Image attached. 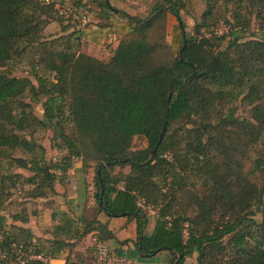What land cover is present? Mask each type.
Returning <instances> with one entry per match:
<instances>
[{
    "label": "trees",
    "instance_id": "trees-1",
    "mask_svg": "<svg viewBox=\"0 0 264 264\" xmlns=\"http://www.w3.org/2000/svg\"><path fill=\"white\" fill-rule=\"evenodd\" d=\"M232 1L246 15L224 20L226 35L205 23L213 5L190 35L180 18L184 0H154L143 18L119 11L125 33L109 58L98 60L80 52L89 23L77 29L78 21L42 0H0V69L23 60L30 69L28 77L0 72V210L12 189L23 191V200H43L55 222L48 238H35L43 253L54 259L66 252L63 264H83L70 259L71 248L93 232L90 258L100 245L123 255L129 242L134 259L165 252L167 264L192 257L194 264H264V35L240 36L250 15L263 29L264 0L222 3ZM82 6L100 21L95 27L117 28L108 0ZM167 15L179 31L174 53L163 40ZM55 20L57 34L45 39L44 28ZM237 97L249 107L248 119L230 107ZM37 104L41 118L33 113ZM40 130L51 134L54 163L34 139ZM135 136L145 148L130 149ZM76 160L82 173L92 170L93 205L89 218L74 221L53 208L52 198L53 185L63 183ZM141 200L155 209L152 223L136 206ZM27 214L7 215V227L0 215L1 249L33 238L14 225L26 223ZM118 218L121 228L133 225L131 241L118 242L107 229Z\"/></svg>",
    "mask_w": 264,
    "mask_h": 264
},
{
    "label": "rangeland",
    "instance_id": "rangeland-1",
    "mask_svg": "<svg viewBox=\"0 0 264 264\" xmlns=\"http://www.w3.org/2000/svg\"><path fill=\"white\" fill-rule=\"evenodd\" d=\"M121 5V11L124 10V13L127 15H134L140 18H143L146 16V13L148 12V9L150 5L153 3L154 0H135L131 2H127L126 0H119ZM184 9L182 12H180V18L184 23V32L188 35L192 34L193 27L195 25H198L201 23L202 15L208 11L209 6L213 5V8L210 10V20L205 22L206 24L210 25L214 23L210 31L214 29L223 30V27L228 25L225 24L223 21H228V23H231V21H234L232 19V15L239 13L240 17H243L246 15L245 11H243L241 6H238L233 3H227L223 4V0H184ZM110 3L114 7H118V4L114 2V0H111ZM80 15V14H79ZM81 17V16H80ZM87 17V18H86ZM122 20V19H121ZM249 26L248 30L241 33L240 36L242 39H248L251 34H256L259 37L264 35V27L262 30H257L259 28L258 22L256 19H254L253 15L249 16ZM58 24L61 22L57 19ZM123 21V20H122ZM76 22V21H73ZM67 22H62V24H65ZM84 23H89V27L84 29L85 31H89L94 26V20L93 16L88 14L85 16V21L83 23H80V25H77V29H81L82 25H85ZM61 26V24H60ZM177 23L175 20L171 18H167L164 24V31H163V40L167 46H169L170 53H174L177 50L178 44H179V31L177 30ZM58 31V26H56V20L54 23H50L47 25L43 32L42 36L45 39H49V37L55 36ZM81 32H83L81 30ZM207 32H203V35H206ZM114 34L108 33V39L112 40ZM254 38V37H253ZM226 40L223 41V43L220 46V49H222L226 43ZM105 42V41H104ZM99 48L96 47V51L102 48V45H97ZM81 51V49H80ZM29 67L26 64V60H23L19 63H9L5 67H2L0 69V72L6 75L15 76V77H28L29 76ZM33 84V79H30ZM239 98L237 97L235 100L230 101L229 105L230 107H234L235 109V115L239 118L248 119V109L249 107H242L240 106ZM33 113L36 117L41 118L42 111L40 108V105H34L33 106ZM51 134L49 131L40 130L37 131V133L34 135V139L38 141L45 151V159L49 162H56V159L58 157V154L56 153V147L52 146L50 142ZM262 141H264V134L262 135ZM146 143L143 138L141 137H134L131 141L130 147L131 149H141L145 147ZM259 148L264 151V145L260 144ZM15 157H20L21 155L17 152L14 153ZM250 162V161H249ZM249 162H247L245 167L249 165ZM11 173H19L23 177H27L30 175L25 170L17 169L15 167L10 168ZM56 187V185H55ZM23 191L18 192L16 189L11 190V197L8 201L4 202L1 210L0 215L5 217V221L2 222L3 227H7L8 224H10V219L7 217V215L13 214V213H29L32 215V217L29 219L30 221L27 223L29 227L32 228L33 236L36 237L37 235H41V239L48 238L49 233L52 230L53 223L49 221V215L50 210L44 208V201L43 200H33V201H27L23 200ZM262 200L264 201V193L262 196ZM48 201V200H46ZM53 208H56L58 206L59 199H56V196L53 198ZM255 221H259V214L258 209L256 207H253V217ZM154 217L153 215L149 216V221L152 223ZM124 221L114 220L110 223L111 229L115 230L117 228H121V225H123ZM120 236L119 241L127 240L131 241L133 239V226L132 224L127 225L124 232L121 234H118ZM35 239V238H34ZM92 242L90 240H83L75 244V248L73 250V253H70V257L76 258L84 263H88L89 260H87L88 253H84L83 251H87L88 247H90V244ZM252 245V244H251ZM129 250H130V244L129 242L126 243L125 249L123 252V256L129 257ZM66 253L62 254L64 256ZM128 264H167V255L165 252H158L154 257L143 259V258H128ZM185 264H194L193 257L190 259H186Z\"/></svg>",
    "mask_w": 264,
    "mask_h": 264
},
{
    "label": "crops",
    "instance_id": "crops-1",
    "mask_svg": "<svg viewBox=\"0 0 264 264\" xmlns=\"http://www.w3.org/2000/svg\"><path fill=\"white\" fill-rule=\"evenodd\" d=\"M110 1L111 0H108L109 5L115 11V15H112L111 17H109V21L116 23L117 28L99 29L98 27L93 26L92 29H90L89 31H83L81 34V38H80V49H81L80 52L87 54L91 57H94L98 60H107L109 56L111 55V52L115 48L118 42V39L121 37V35H123V33H125V28H122L123 21L117 16V13L122 10L120 1L114 0V2L118 4V7H114L110 3ZM126 1L132 3L133 0H126ZM168 17L171 18L169 15H167L166 20ZM93 20L95 24L100 22L98 19L95 20L93 18ZM109 32L114 34L112 40L108 39ZM98 44L99 45L103 44V46L101 49L96 51V47L99 48V46H97ZM135 150H139V149H135ZM80 168H81V163L77 160L74 161L72 163L71 168L66 172L65 179H63V183L62 184L56 183L53 185L54 191L56 192V199H59V202H58L59 205L56 206V208L59 211L65 212L67 214V217H69L70 219L74 221H76L78 217H82L83 219L89 218V216L92 213V205H93L92 200H91V189H92L91 179L93 175L92 170L91 168H89L86 170V172L82 173L80 171ZM31 217L32 215L28 213L26 223L24 224L14 223V225L30 230L33 236V233H32L33 227H29L27 224L30 221L29 219ZM119 219L124 221L123 218L111 219L107 221V229L112 232V234L114 235V238L117 241L120 239V236L118 234H121L122 232H124L125 228H117L113 230L110 227V223L114 220H119ZM97 220L100 221L101 223L106 221L105 218L101 215L97 216ZM49 221L53 224L55 223V222H52L50 218H49ZM57 223L58 221L56 220V224ZM33 238L41 240L42 237L39 234L36 237L33 236ZM83 240H90L91 242H93L94 240L93 232L87 234L84 238H82L81 241ZM74 248L75 247L71 248L72 253H73ZM83 252L85 254L87 253V251H83ZM62 254L59 257L54 258V261L51 264H63L64 259L67 256V253L64 256H62ZM70 259L80 261L76 259L75 257L74 258L71 257ZM89 259H90V256L88 254L87 260Z\"/></svg>",
    "mask_w": 264,
    "mask_h": 264
},
{
    "label": "built area",
    "instance_id": "built-area-1",
    "mask_svg": "<svg viewBox=\"0 0 264 264\" xmlns=\"http://www.w3.org/2000/svg\"><path fill=\"white\" fill-rule=\"evenodd\" d=\"M42 1L46 4H52L53 8L57 11V14L65 19H71L72 21L83 23L85 21V16L88 15V12L84 6H82L87 0ZM214 28L211 31L215 35H226L229 30L228 26H224L223 30ZM136 206L143 208L148 215L155 216V209L151 206L145 205L142 200L137 201ZM7 260H10L15 264H28L30 262L51 264L54 261V259L42 252L39 243L34 238L26 243H10L6 249L0 248V261ZM127 262L128 259H126L125 256L116 254L103 245L97 247L95 254L89 260V264H126Z\"/></svg>",
    "mask_w": 264,
    "mask_h": 264
},
{
    "label": "water",
    "instance_id": "water-1",
    "mask_svg": "<svg viewBox=\"0 0 264 264\" xmlns=\"http://www.w3.org/2000/svg\"><path fill=\"white\" fill-rule=\"evenodd\" d=\"M160 140H161V136L159 137L158 143L160 142ZM158 143H157V144H158ZM154 150H155V149H154ZM154 150H153V152H154ZM153 152H152V153H153Z\"/></svg>",
    "mask_w": 264,
    "mask_h": 264
}]
</instances>
